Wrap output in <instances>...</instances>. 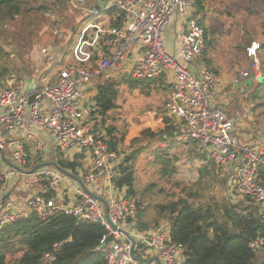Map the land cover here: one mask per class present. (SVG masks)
Here are the masks:
<instances>
[{
	"label": "built area",
	"instance_id": "obj_1",
	"mask_svg": "<svg viewBox=\"0 0 264 264\" xmlns=\"http://www.w3.org/2000/svg\"><path fill=\"white\" fill-rule=\"evenodd\" d=\"M68 4L94 19L114 8L115 13L108 14L113 25L106 29L96 26L95 35L103 38V47L93 50L96 56L90 69L65 66L55 79L41 75L34 84L17 83L15 75L3 81L0 185H18L29 194L27 209H3L0 224L29 213L44 219L60 212L79 221L100 224L106 230L103 239L111 234L104 246L107 264H143L138 254L145 250L157 256V264H177L183 256V246L171 240L168 223L145 231L136 229V205L127 196V188L115 184L121 155L109 147L105 133L92 129L88 121L98 116L96 102L87 94L96 78L127 75L153 79L162 74L169 77L171 85L164 102L166 114L198 141L217 171L230 169L233 175H229L227 184L233 186L235 195H247L260 205L264 224V186L255 180L257 167L264 163V129H256L262 139L259 142L239 141L234 119L212 99L211 91L218 87L219 77L197 61L205 48L206 33L196 0H105L99 8L88 6L86 0H68ZM175 18L179 20L177 55L165 49L163 39L165 29ZM129 47L131 52L126 55ZM260 48L256 41L245 47L255 70L259 68ZM248 75L240 71L233 82L237 84ZM258 78L264 76L258 74ZM19 134L21 138H16ZM6 149L9 163L4 160ZM45 150L46 157L51 158L32 171L36 180H43V189L36 190L31 183L23 182L26 172L22 168L30 155L39 156ZM78 155L82 159L75 171L60 169V161H74ZM262 245L264 237L250 243L253 249Z\"/></svg>",
	"mask_w": 264,
	"mask_h": 264
},
{
	"label": "trees",
	"instance_id": "obj_2",
	"mask_svg": "<svg viewBox=\"0 0 264 264\" xmlns=\"http://www.w3.org/2000/svg\"><path fill=\"white\" fill-rule=\"evenodd\" d=\"M50 1L0 0V77L8 70L4 58L9 53L4 50L3 45L8 46L9 52L18 57L28 54L39 41L44 27L49 25L45 13L55 11L62 16L70 8L68 0ZM203 2L204 0H196L197 12L203 10ZM45 18L46 25L43 26ZM16 20L17 25L6 31V26ZM251 41L248 38L247 44ZM211 43L206 40V48ZM261 49L264 53V43L261 44ZM79 66L91 68L84 62ZM213 72L216 73L215 70ZM163 75L153 79H135L127 75L105 76L102 82L96 83V111L101 119L95 128L105 130V141L112 150L121 155L115 184L120 188L125 186L130 198L135 196L134 161L149 147L140 145V141L145 140L140 136L148 140L166 141L173 137L175 131H179V126L164 117V128L158 134L142 131L140 136L131 138V151L125 153L123 143L128 139L127 133L117 132L114 125L108 124L107 115L117 107L121 84L131 88L140 85L147 89L152 83L163 85ZM262 75L264 76V69ZM252 83V87H264V82L260 80ZM136 143L137 147L134 149L133 145ZM192 143H195L194 147L197 146L195 140ZM162 148L159 146L152 151L165 173L169 165L174 166L177 156L170 157ZM192 152L203 164L199 178L181 187L185 194L183 198L156 205L158 214L150 220L156 227L152 229L163 222L169 224L171 240L183 246L184 260L181 264H257L258 251L250 243L264 237L260 205L247 195L236 196L234 202L229 199L220 202L217 197L207 193L208 187L218 179L219 173L199 146ZM81 159L82 156L78 155L74 161H60L59 167L63 171H75L81 164ZM255 180L264 186V163L257 167ZM222 183L224 185L226 181L222 179ZM140 213L135 216V226L138 231H144L150 223L141 221L143 212L141 217ZM105 235L106 230L98 223L79 221L60 212H54L44 219L29 213L12 222L0 224V264H11V259L12 264H107L105 249L99 248Z\"/></svg>",
	"mask_w": 264,
	"mask_h": 264
},
{
	"label": "rangeland",
	"instance_id": "obj_3",
	"mask_svg": "<svg viewBox=\"0 0 264 264\" xmlns=\"http://www.w3.org/2000/svg\"><path fill=\"white\" fill-rule=\"evenodd\" d=\"M47 2L51 1L47 0ZM86 4L94 6L95 3L94 0H86ZM70 8L65 10L62 16L55 11L45 13L49 25L44 27L39 35V41L28 54L18 57L9 52L8 46L3 45L9 56L4 58L8 70L0 77V87L10 75L16 76L17 83L24 81L27 84H34L37 77L51 67L52 75L56 78L60 69L65 66L79 65L81 62H84L86 66L94 65L92 51L96 45L91 40L96 41L94 37L96 30L94 32L92 29L84 30L83 27L94 18L80 9ZM198 13L200 21L205 27V41L212 43L207 45V48L205 46V51L197 61L207 66L211 71H216L215 74L219 77L217 95L222 105L226 112L231 117L233 116L234 121H242V124H254L264 129V87L251 86L252 82L255 84L261 80L258 78V74L262 75L263 73L264 53L260 48L257 55L258 70L253 69L251 59L245 53L248 38L259 44L264 43V0H204L203 10ZM46 18L43 26L46 25ZM17 22L16 20L9 23L5 28L6 31L16 26ZM98 27L106 29L107 24L101 23ZM46 49H51L47 55ZM130 52L131 47L125 51V54L128 55ZM49 55L54 57V60H48ZM240 71H247L249 75L253 76L249 85L244 82L245 80L233 84L234 77ZM163 76L166 78L163 79L164 82L162 81L163 85L152 83L147 89L140 85L131 88L121 84L117 107L109 111L107 123L114 125L117 132H126L127 138L140 136L144 130L155 133V135L158 134L159 123L155 115L163 112L169 86L167 82L169 77L166 74ZM101 80L102 78H96L94 85ZM179 131L181 133V130ZM140 137L145 139L140 141V145L149 147L141 152L134 161L135 196L131 198L137 208L136 215L143 212L142 217L140 213L141 221L150 223V220L158 214L155 209L156 205L185 196L181 187L191 184L199 178V171L203 164L201 160L193 158L192 151L195 149L193 146L195 143L190 140H188L189 144L178 143L172 148L166 145L171 140L170 138L166 141H158V139L148 140L144 136ZM130 141L131 139H127L126 143H123L125 153L131 151L129 149ZM242 142L245 141L242 140ZM159 146H164L162 151L170 157L177 156L174 166L169 165L165 173L152 151L153 148H159ZM136 147L137 143L133 145L134 149ZM30 167L26 166V171ZM218 173V179L212 182L206 192L217 197L220 202L227 201V199L234 202L236 198L231 196L226 188L229 174L224 170L218 171ZM39 178L36 180L33 172L22 176L23 182L31 183L36 190H39V184L43 183L42 178ZM222 179L226 181L224 185ZM28 194L23 189L15 192V196L22 204H26ZM1 204L2 199L0 198V206ZM3 214L5 212H0V219ZM133 221L136 222V217L133 218ZM161 221L163 222V220ZM153 224V222L150 223L148 229L156 227Z\"/></svg>",
	"mask_w": 264,
	"mask_h": 264
},
{
	"label": "crops",
	"instance_id": "obj_4",
	"mask_svg": "<svg viewBox=\"0 0 264 264\" xmlns=\"http://www.w3.org/2000/svg\"><path fill=\"white\" fill-rule=\"evenodd\" d=\"M94 1L98 2L99 0H94ZM103 1H105V0H103ZM94 3L96 4V2H94ZM115 11L116 10L113 8L112 11H110L111 13L109 12L108 14L112 15V14L115 13ZM85 14H87V13H85ZM108 14H101L100 13V15H101L100 18H98V19L95 18L94 20H92L91 22H88L84 26L82 25L84 27V30L92 29L93 32H94L96 30V26L97 25H101V23L102 24L106 23L107 26L113 25L112 21L109 20ZM87 15H89V14H87ZM178 25H179V20L177 18H175L172 21V23L168 25V27L165 29V32L163 34L165 49L168 52L172 53L173 55H177L178 54L179 47H180ZM94 37L96 38V41L94 42L96 46L93 48V50L95 48H98V47H103L102 46L103 38L102 37H98L97 38L96 35H94ZM91 42H93V39L91 40ZM50 50L51 49H48V51L46 52V55L49 54ZM92 53L94 54L93 57H95L96 53L94 51H92ZM48 57H49L48 60H51V59L54 60V57H52L51 55H49ZM52 74H53V71H52V67H51V68H48L47 71L44 72L42 75H46V76H48V77H50L52 79H55L54 75H52ZM109 76L117 77V76H113V75H109ZM109 76H107V77H109ZM252 77L253 76L248 75L247 77H245L243 79H240V81L243 82L245 80L244 82H247V85H249L250 84V80L252 81V79H253ZM102 81H103V79L100 82H102ZM167 82H168L169 86H168V92H167L166 98L168 96V93L170 91V86H171L170 85V81L168 80ZM233 84H236V83L233 82ZM221 85H222V83L220 84V86ZM217 92H219V87H217L216 89L211 91V97H212V99L215 102L221 103L220 98L217 95ZM87 94H88L89 98L93 99V103H95L96 85H94V82L92 83V85H90ZM154 114H156V113H154ZM155 116H156L155 118L158 119V123H159L158 129L159 130L164 128V123H162L163 122L162 119L164 117H166L168 120H170L169 122H172L175 125L179 126V130H181V133H180V131H175V133L173 134V137L170 138L171 140L168 141L166 145H169L170 147L174 148V146L175 145L177 146L178 143L189 144L188 140H190L191 142H192V140H195V139H192L191 137L188 136L187 130L185 129V127L182 128L183 125L180 122L176 121L175 119L169 117L166 114L165 108L163 109V112H159ZM100 119L101 118H98V116H96V117H94V120H91V119L88 120V121H90L89 126L92 129L96 130L97 128H95V125H97L100 122ZM257 128H259V127L254 125V124H251V125H249L247 123L242 124V121H235V131H234V133L237 135L238 139L241 142H242V140L245 141V142H259L262 139H260V137L256 134V129ZM98 129L102 130L103 132L105 131L104 129H102L100 127ZM6 136H7V140H9L10 139L9 135L7 134ZM16 138H21V135L20 134L17 135ZM128 139H131V138H128ZM42 141H44L45 149H46L45 137L42 138ZM195 141L198 144V141L197 140H195ZM198 146H199V144H198ZM196 150H197V148H196ZM192 155H193L194 159H198V158H196V156L193 153H192ZM48 158H51V156L48 155L46 157V150H45L44 154H41L39 156L30 155V158L27 160V162L23 166L22 170L24 172H26V174L29 173V172H32L33 170L39 168L40 166L46 165V159H48ZM8 159H9V149H6L5 153H4V160L9 163ZM201 163H202V161H201ZM47 164H49V162ZM26 166H29V167L31 166V167L29 168V170L26 171ZM225 172H227V174H229L230 176L233 175V173L230 172L229 168H227L225 170ZM39 185H40L39 188L43 189V183H41ZM226 188H228L229 192L231 193V196L236 198L237 195H235L233 193V190H232L233 186L231 184H227ZM18 190H21L20 187H18V185H13V184H11V185H0V198L1 199L3 198V196L5 194H7L8 192L10 193L8 198L5 200V202L2 203V206H0V212H3V209H7V210L16 209V210H23V211H25L27 209L26 208V204H22L21 202H19L18 201V197L15 196V192H17ZM256 250L258 251L257 264H264V245L260 246ZM138 255H139L141 261L143 262V264H157V262H158L157 256L155 254L147 251V250L139 253ZM182 261H183V256H180V258L178 259L177 264L181 263Z\"/></svg>",
	"mask_w": 264,
	"mask_h": 264
},
{
	"label": "water",
	"instance_id": "obj_5",
	"mask_svg": "<svg viewBox=\"0 0 264 264\" xmlns=\"http://www.w3.org/2000/svg\"><path fill=\"white\" fill-rule=\"evenodd\" d=\"M103 4V0H99L96 4H95V8H99L101 5ZM260 81L264 82V78H262ZM68 174V173H66ZM70 175V174H68ZM72 176V175H71ZM9 192L7 194H5L2 198V203L5 202V200L8 198L9 196ZM111 239V234H108L103 241L100 243L99 248H103L104 246L107 245V243L109 242V240Z\"/></svg>",
	"mask_w": 264,
	"mask_h": 264
}]
</instances>
